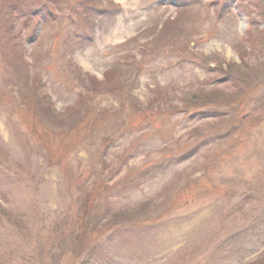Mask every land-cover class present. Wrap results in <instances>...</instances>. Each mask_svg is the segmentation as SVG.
Listing matches in <instances>:
<instances>
[{"label": "rangeland", "instance_id": "1", "mask_svg": "<svg viewBox=\"0 0 264 264\" xmlns=\"http://www.w3.org/2000/svg\"><path fill=\"white\" fill-rule=\"evenodd\" d=\"M263 59L264 0H0V264H264Z\"/></svg>", "mask_w": 264, "mask_h": 264}, {"label": "trees", "instance_id": "2", "mask_svg": "<svg viewBox=\"0 0 264 264\" xmlns=\"http://www.w3.org/2000/svg\"><path fill=\"white\" fill-rule=\"evenodd\" d=\"M30 1H35V2H40L41 0H30ZM264 60V59H263ZM262 60V61H263ZM95 83H96V86H98V87H100L101 86V84H106V82L107 83H109V80H107V79H105L104 81H94ZM264 81H261L260 83H263ZM111 83V82H110Z\"/></svg>", "mask_w": 264, "mask_h": 264}]
</instances>
